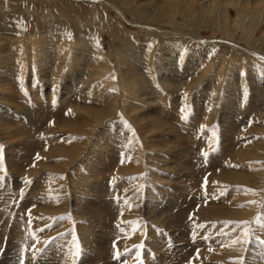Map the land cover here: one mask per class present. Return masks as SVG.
Segmentation results:
<instances>
[{"label": "rangeland", "instance_id": "obj_1", "mask_svg": "<svg viewBox=\"0 0 264 264\" xmlns=\"http://www.w3.org/2000/svg\"><path fill=\"white\" fill-rule=\"evenodd\" d=\"M179 2L0 0V264H264V156L240 160L264 139V0ZM128 41L145 83L121 93Z\"/></svg>", "mask_w": 264, "mask_h": 264}, {"label": "bare ground", "instance_id": "obj_2", "mask_svg": "<svg viewBox=\"0 0 264 264\" xmlns=\"http://www.w3.org/2000/svg\"><path fill=\"white\" fill-rule=\"evenodd\" d=\"M171 1H175V2H179V1H182V2H187V0H171ZM189 1V0H188ZM204 1V0H203ZM223 3H225L226 4V6H232V5H239L238 6V12L240 13V11L241 10H243V9H247L248 8V6L250 7L249 8V11H253V10H255L259 5H263L262 4V1L263 0H221ZM181 2V3H182ZM220 2V1H219ZM65 4H67L66 2H64ZM85 3V2H84ZM108 3V2H107ZM180 3V2H179ZM68 4H71V3H69L68 2ZM80 4V3H79ZM79 4H77L76 3V5L77 6H83V5H79ZM85 4H87V3H85ZM189 5H191L192 4V2H191V4L190 3H188ZM61 5V4H60ZM76 5L74 6V5H71V7H69V6H67L66 7V10H65V8H63L65 11L63 12V13H66L68 16H71V17H74V18H76V17H79V16H81L80 15V13H78L76 10H74V9H76ZM92 5V4H91ZM97 5H99L100 6V4H96V6ZM176 5H178V3L176 4ZM98 6V7H99ZM103 6V5H102ZM108 6H110V5H108ZM62 7H63V5H62ZM53 8V7H52ZM57 8V11L59 10L58 9V6L56 7ZM68 8V9H67ZM74 8V9H73ZM92 8H93V6H92ZM62 9V8H61ZM60 9V10H61ZM86 9V8H85ZM89 9V8H88ZM98 9V8H97ZM202 9V8H201ZM263 9V8H262ZM101 10V9H100ZM102 10H104V9H102ZM227 10V9H226ZM258 10V9H257ZM257 12V11H256ZM62 14V13H61ZM65 14V15H66ZM79 15V16H78ZM86 15V14H85ZM84 15V16H85ZM204 15V14H203ZM248 15V14H247ZM58 16V15H57ZM76 16V17H75ZM213 16V15H212ZM223 16V15H222ZM63 17H65V16H63ZM70 17V18H71ZM87 17V16H86ZM224 17H226L225 15H224ZM66 18V17H65ZM212 18V17H211ZM242 18V17H241ZM22 19H23V17H22ZM78 19V18H77ZM216 19V18H215ZM223 19V18H222ZM220 20V22L221 23H223V20ZM245 19V18H244ZM34 20L35 19H33V23H34ZM72 20V19H71ZM76 20V19H75ZM238 20H240V18H238ZM241 20H243V18L241 19ZM24 21V25H22V24H20V26H21V28L19 29L20 30V32H23V26H25V20H23ZM36 21V20H35ZM61 21V20H60ZM77 21V20H76ZM79 21H80V19H79ZM247 21V20H246ZM30 22V21H29ZM78 22V21H77ZM200 24H204V25H214V26H216V27H214L215 29H219L220 31H221V29L224 31H226V29H225V24H223V25H221L222 27H219V24H220V22L218 21L217 22V24H215L216 23V21H212V20H210V18H207V17H202V18H200V21H198ZM215 22V23H214ZM244 22V21H243ZM242 21L241 22H239V23H243ZM30 23H32V22H30ZM60 23V22H59ZM62 23V22H61ZM61 23H60V28H61V31L62 30H64V31H66V29H67V31H69V29H70V24L68 23V24H65V25H61ZM27 24V23H26ZM35 24V23H34ZM56 24V23H55ZM54 24V25H55ZM57 24H58V22H57ZM63 24V23H62ZM76 24V23H75ZM246 24V23H245ZM17 25V24H16ZM30 25V24H29ZM34 26V25H33ZM50 26V25H49ZM49 26H48V28H49ZM58 26V25H57ZM146 26V25H145ZM197 26V25H196ZM18 27V26H17ZM56 27V26H55ZM75 27V26H74ZM118 27V26H117ZM245 28L243 29V31H245V30H248V26L247 25H245L244 26ZM34 28V31H35V27H33ZM77 28V27H76ZM85 28V27H84ZM58 29H59V27H58ZM57 29V30H58ZM74 29V28H73ZM73 29L72 30H70L71 32H73ZM81 29V28H80ZM115 29V31H117L118 32V28H114ZM178 29H180V28H178ZM182 29V28H181ZM18 30V29H17ZM18 30V31H19ZM75 30V29H74ZM121 30V29H120ZM119 30V31H120ZM214 30V29H213ZM61 31H55V33H58V34H61ZM78 31V30H77ZM63 32V31H62ZM75 33V32H74ZM73 33V34H74ZM115 33V32H114ZM123 33V32H122ZM152 33V32H151ZM69 34V33H68ZM85 34V33H84ZM154 34V33H153ZM156 34V33H155ZM154 34V35H155ZM246 34L248 35V33L246 32ZM75 36H79V35H76V34H74ZM124 35V34H123ZM113 36V35H112ZM151 35L149 34V37H150ZM246 36V35H245ZM123 37V36H122ZM148 38V37H147ZM151 38H152V36H151ZM175 38V37H174ZM246 38H248L247 36H246ZM245 38V39H246ZM153 39V38H152ZM177 39V38H176ZM78 40V39H77ZM146 40V42H147V39H145ZM154 40V39H153ZM156 40V39H155ZM160 40H162V39H160ZM199 40V39H198ZM204 40V39H203ZM227 40V39H226ZM87 41V40H86ZM229 41V40H228ZM135 41H133V43H134ZM155 42V41H154ZM150 43V42H149ZM156 43V42H155ZM181 43V42H180ZM182 43H184L183 41H182ZM56 44V43H55ZM127 49H126V52H124L123 54H121V56H120V64L119 65H117V66H119L120 68L118 69V72H117V77L119 76V78H120V75L122 74V75H124V76H122L123 78H124V80H125V82L124 81H121V84L119 85V87H120V89H121V93H125V90L127 89L126 87L127 86H129V85H127V83H135V84H139L138 86L139 87H141V86H143L144 84L143 83H145V81L142 79V78H140L138 75H136V73H135V71H133V70H131V68L129 69V70H131L130 72H126V71H129V70H127V68H128V66L127 65H125V63H127L126 62V60L128 59V64L129 65H132V63H130L131 62V58H132V47H131V45H130V43H129V41L127 42ZM131 44H132V42H131ZM153 44V43H152ZM94 45V44H93ZM134 45V44H133ZM150 45V44H149ZM156 45V44H155ZM184 45H186V43L184 44ZM234 45V44H233ZM236 45V44H235ZM97 47L95 48V52H97L96 54H97V57L100 59V61L102 60H104V58H103V52L102 51H100V49H99V47H98V45H96ZM148 46V45H147ZM157 46V45H156ZM208 46V45H207ZM207 46H205V45H200V44H196V45H194L193 47H194V50L195 51H197V50H199L200 49V51L199 52H202V51H204V50H209V48L207 49ZM176 47V46H175ZM236 47V46H235ZM219 48V47H218ZM239 48H241V47H239ZM94 49V48H93ZM244 49V48H243ZM150 50H154L153 48H149V51ZM247 50V48L245 47V51ZM263 50V49H262ZM248 51V50H247ZM250 51V50H249ZM252 53V52H251ZM232 54H234V53H232ZM150 55V54H149ZM224 55H226V54H224ZM236 55V54H235ZM244 55L246 56V54L244 53ZM262 56H260V58H264V54H263V52H262V54H261ZM245 56H243V57H245ZM149 57V56H148ZM250 57H251V55H250ZM158 58V57H157ZM227 58V57H226ZM232 58V57H231ZM235 58H237L236 56H235ZM246 58H247V56H246ZM133 59V58H132ZM223 59V58H222ZM233 59H234V57H233ZM232 59V60H233ZM242 59V58H241ZM243 59H245V58H243ZM158 60V59H157ZM263 61V60H262ZM104 63H105V61H103ZM102 62V63H103ZM227 62H229V61H227ZM161 63V62H160ZM199 63V62H198ZM156 64H157V62H156ZM99 65V64H98ZM121 65V66H120ZM100 66H102L101 64L99 65V67ZM163 66V65H162ZM163 68V67H162ZM133 69H135V68H133ZM204 69V68H203ZM222 69V68H221ZM103 70H105V69H103ZM200 70V69H199ZM225 70V69H224ZM211 71V70H210ZM98 72V71H97ZM104 72V71H103ZM213 72V71H212ZM135 73V74H134ZM160 73H164V72H160ZM216 74V73H215ZM218 74V73H217ZM198 76V75H197ZM219 76V75H218ZM218 76H215V77H217V78H219V79H221L220 77H218ZM96 78V77H95ZM122 79V78H121ZM142 79V80H141ZM202 80V79H201ZM215 80V79H214ZM213 80V81H214ZM119 81V80H118ZM198 81V80H197ZM221 81V80H220ZM219 80H218V82H220ZM195 83V82H194ZM198 84H199V82H197ZM131 85V84H130ZM144 87V86H143ZM99 88V87H98ZM134 88V87H133ZM143 89V88H142ZM131 90V89H130ZM89 92H91V91H89ZM101 92V91H100ZM99 92V93H100ZM88 93V92H87ZM98 93V94H99ZM119 91H115V94L114 95H122ZM134 94V93H133ZM237 94V93H236ZM85 95V94H84ZM102 95V94H101ZM131 95V94H130ZM98 98H99V96H97ZM103 97V96H102ZM130 98V97H129ZM136 98V97H135ZM139 98V97H138ZM143 98V97H142ZM125 99V98H124ZM112 100V99H111ZM136 100V99H135ZM138 100V99H137ZM136 100V101H137ZM123 100H121V102H122ZM133 101V100H132ZM131 101V102H132ZM149 101V100H148ZM176 101H177V99H176ZM115 103V102H114ZM128 103V102H127ZM134 104V103H133ZM111 105V104H110ZM135 105H138V104H135ZM133 107H135L134 105H133ZM131 108V110L133 111V112H135L137 109L136 108ZM122 108H123V106H122ZM197 108V107H196ZM119 109V108H118ZM117 109V110H118ZM126 108H123V110H125ZM109 109H107L106 111H104V110H101V111H94V110H91V109H86V110H83V112L87 115V116H89V118L90 119H99V120H103V119H105L106 117H108L109 116V114H111V113H109V111H108ZM115 113H116V111H114ZM128 113V112H127ZM83 114V113H82ZM113 115V114H112ZM115 115V114H114ZM126 117H128V116H126ZM144 116L143 115H141V114H138V117H136L135 119H136V122L140 125L141 123L142 124H144L143 126H144V132L146 133V134H148V136H149V134H152L153 133V135H154V133L157 131V130H159L164 124L163 123H160V122H162V121H160V122H158V121H155L156 119H152L153 120V128H150V126H149V121H147L146 119L144 120V118H143ZM146 117V116H145ZM81 118V117H80ZM197 118V117H196ZM148 119H150V117L148 118ZM103 122V121H102ZM151 122V121H150ZM132 123V122H131ZM74 128L75 126L74 125H72V124H66V126L65 127H67V128ZM141 126V125H140ZM104 128V127H103ZM139 128V127H138ZM117 129V128H116ZM153 129H154V131H153ZM168 129V128H167ZM113 130V129H112ZM119 130H122V129H119ZM124 130V129H123ZM169 130V129H168ZM108 131V130H107ZM164 131V130H163ZM102 132H104V131H102ZM131 132V131H130ZM166 132V131H165ZM112 133V131L110 132V134ZM117 133V132H116ZM169 133V132H168ZM104 134V133H103ZM107 134V133H106ZM116 135V134H115ZM124 135V134H123ZM127 135V134H126ZM112 136V135H111ZM114 136V135H113ZM117 136V135H116ZM97 137V136H96ZM127 137V136H126ZM254 137V136H253ZM144 138V137H143ZM123 139V138H122ZM146 139V138H145ZM260 139V138H259ZM144 140V139H143ZM147 140V139H146ZM91 144V143H90ZM144 144V143H143ZM253 146V152H249L248 154H246V151L243 153H241V156H240V160H242V161H244L245 160V158H246V155H247V157H250V158H253V159H255L256 160V158H259L260 156H264V139L261 141V142H259L258 144H253L252 145ZM252 148V147H251ZM137 149V148H136ZM151 149V148H150ZM172 150H173V148H172ZM138 151V150H137ZM252 151V150H251ZM73 153V152H72ZM72 153H71V155H72ZM138 153V152H137ZM150 153V152H149ZM176 153V152H175ZM74 154V153H73ZM92 154V153H91ZM99 155V154H98ZM74 156L76 157V153L74 154ZM102 156V155H101ZM158 156V155H157ZM74 157V158H75ZM244 157V158H243ZM90 158H96V156H94L93 154L92 155H90L89 156V159ZM88 159V160H89ZM234 159V158H233ZM97 160H99V159H97ZM239 161V160H238ZM247 161V160H246ZM248 163V162H247ZM241 165V164H240ZM240 167V166H239ZM254 168V167H253ZM227 172V171H226ZM229 173V172H228ZM239 173V172H238ZM242 173V172H241ZM256 174H258V173H256ZM168 175V174H167ZM259 175V174H258ZM252 176V175H251ZM250 176V177H251ZM220 177L222 178V176L220 175ZM223 177H224V180L226 179V181L228 180V182H231V183H234V184H248V182L249 183H251L252 184V181H253V178H248V177H246V176H244V175H240V176H237V175H223ZM175 178V177H174ZM173 178V179H174ZM176 182V181H175ZM244 185V186H245ZM249 185V184H248ZM257 185V184H256ZM236 187V186H235ZM246 187V186H245ZM235 192V191H234ZM211 193V192H210ZM214 193V192H213ZM231 203V202H230ZM238 204V203H237ZM236 204V205H237ZM254 204V203H253ZM252 205V204H251ZM229 206V205H228ZM255 206V205H254ZM232 208H233V205L231 206ZM236 209V208H235ZM249 209H251V208H249ZM217 210V209H216ZM238 210V209H237ZM233 211V210H232ZM253 212V211H252ZM222 213V214H221ZM247 213H249V212H247ZM225 216V215H228V216H231V217H235L236 219L237 218H242V213H236V212H226L224 209H223V207L222 208H220V209H218L217 210V214H215V215H213V216ZM251 216V215H250ZM41 219V218H40ZM154 219V218H153ZM230 219V218H229ZM155 221H157V219H155ZM158 222V221H157ZM159 222H161V221H159ZM169 222V221H168ZM148 223L149 222H147V224L145 225V226H148ZM152 223V222H151ZM162 223H164V221L162 222ZM77 224V223H76ZM154 224V223H153ZM150 225V224H149ZM160 225V224H159ZM164 225V224H163ZM77 227H80V226H77ZM168 227V226H167ZM150 228V227H149ZM84 233V232H83ZM14 237V236H13ZM24 253V252H23ZM228 253V252H227ZM227 255H229V254H227ZM231 255V254H230ZM234 255V254H233ZM230 261V260H229ZM76 263V262H75ZM25 264V263H24ZM251 264V263H250Z\"/></svg>", "mask_w": 264, "mask_h": 264}, {"label": "snow or ice", "instance_id": "obj_3", "mask_svg": "<svg viewBox=\"0 0 264 264\" xmlns=\"http://www.w3.org/2000/svg\"><path fill=\"white\" fill-rule=\"evenodd\" d=\"M241 75H244V73L243 72H241ZM203 155H207V153H203ZM37 158H39V155L37 154ZM2 155H0V164H2ZM121 162L123 163V159L121 160ZM25 183H31V181H29L27 178H25ZM29 215H30V211H29ZM58 219H63V217H60V218H58ZM240 223H243V224H246V223H248V222H240ZM200 227H203V225H199ZM45 227H50V225H45ZM40 231H43V229H40ZM252 235H253V232H252V229L251 228H245L244 229V237H245V239H244V243L245 244H247L248 243V240H249V238H251L252 237ZM73 239L75 240L76 238H75V236L73 237ZM237 241H234L233 243H236ZM258 242L260 243V244H262V245H264V240H259L258 239ZM45 243H47V241L45 242ZM80 252H81V250L79 249V246L77 245V247H76V251L73 253V255H74V257L75 258H79V256H80ZM137 255H139V253L137 254ZM116 256L118 257L119 256V253H116ZM21 264H23V261L21 260ZM238 264H243V257H240L239 258V260H238Z\"/></svg>", "mask_w": 264, "mask_h": 264}]
</instances>
